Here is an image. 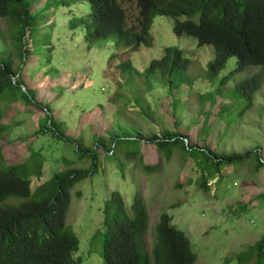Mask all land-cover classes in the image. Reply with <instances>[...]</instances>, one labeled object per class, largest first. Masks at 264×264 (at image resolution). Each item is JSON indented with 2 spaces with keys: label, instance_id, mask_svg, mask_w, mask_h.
<instances>
[{
  "label": "rangeland",
  "instance_id": "1",
  "mask_svg": "<svg viewBox=\"0 0 264 264\" xmlns=\"http://www.w3.org/2000/svg\"><path fill=\"white\" fill-rule=\"evenodd\" d=\"M28 1L35 19L28 46L27 32L23 38L22 56L17 31L0 17V60L9 62L19 79V86L0 96L7 126L0 147L8 163L41 153L43 176L33 179V189L62 168L88 169V154L78 145L98 152V169L73 188L66 218L80 238L76 257L81 264L104 263V204L113 191L128 206L142 193L149 211L150 252L156 223L168 212L189 236L196 264H257L260 257L253 246L264 235V165L258 168V157L264 162V69L248 67L219 87L220 79L236 67L237 57H230L209 79L214 46L177 35L171 16L154 17L151 47L129 51L114 36L87 43V0ZM125 7L132 23L136 0ZM167 46L181 48L191 59V86L170 91L159 70L144 78L143 70ZM127 60L132 68L125 72L120 64ZM260 70L258 91L248 98L240 95L236 85ZM177 132L184 142L149 141L164 136L172 140ZM207 151L217 157L252 154L243 163L217 164ZM155 162L159 164L144 166ZM202 173L215 180L208 191L201 188ZM246 256L247 261L239 260Z\"/></svg>",
  "mask_w": 264,
  "mask_h": 264
},
{
  "label": "trees",
  "instance_id": "2",
  "mask_svg": "<svg viewBox=\"0 0 264 264\" xmlns=\"http://www.w3.org/2000/svg\"><path fill=\"white\" fill-rule=\"evenodd\" d=\"M87 1L90 12L84 18V25L85 39L90 46L110 36L127 44L130 51L141 45L152 46L154 17L167 15L174 18L177 35H191L198 39L200 45L215 47V59L208 63L209 78L217 76L230 57H237L236 67L220 86L247 66L264 67V0H136L139 11L132 23H129V12L125 7L132 0ZM31 8L28 0H0V17L11 22L22 44L19 46L20 56L25 51L23 38L35 19ZM190 63L180 48L167 46L161 58L151 61L145 74L150 77L161 70L172 90L183 84L192 85L193 78L187 72ZM130 65L127 60L120 64V68L127 72L132 68ZM16 75L18 72L9 62L0 60V96L8 87L19 86V80H13ZM262 80L263 74H256L238 83L237 90L243 97H252ZM2 115L0 107V136L7 127ZM181 136L177 132L172 140L165 136L160 141L177 142L182 140ZM155 138L158 137H152L151 141H156L153 140ZM78 149L88 154L91 162L88 169L62 168L33 189V179L43 176L44 157L41 153L34 151L23 162L8 163L0 147V264H81L82 259L76 257L80 238L67 224V212L73 188L97 171L100 160L97 151H87L80 145ZM251 154L217 157L207 151V157L213 158L217 164L243 163ZM263 165L258 157V168ZM207 180L202 173L201 188L204 190H209ZM77 192L81 195L80 190ZM104 227L103 264H196L197 255L191 248V240L172 223L168 212L161 213L156 223L155 244L149 251V211L141 192L134 195L130 206L119 191L111 192L105 199ZM253 249L260 257L257 264H262L264 235ZM239 260L247 261L248 257H240Z\"/></svg>",
  "mask_w": 264,
  "mask_h": 264
},
{
  "label": "clouds",
  "instance_id": "3",
  "mask_svg": "<svg viewBox=\"0 0 264 264\" xmlns=\"http://www.w3.org/2000/svg\"><path fill=\"white\" fill-rule=\"evenodd\" d=\"M137 6V5H136ZM138 8V7H137ZM32 9V8H31ZM138 11H139V9H138ZM33 14V13H32ZM137 15H138V13H137ZM137 17V16H136ZM136 19V18H135ZM135 21V20H134ZM154 21V20H153ZM29 32H30V28H29V30L27 31V39H26V45L28 46V44H29V40H30V35H29ZM152 34V33H151ZM183 35H186V34H183ZM181 36V35H180ZM31 41V40H30ZM28 42V43H27ZM200 45V44H199ZM205 45H207V44H205ZM211 45V44H210ZM141 46H144V45H141ZM200 46H203V45H200ZM213 46V45H212ZM140 47V46H139ZM138 47V48H139ZM146 47H151V46H146ZM137 48V49H138ZM179 48V47H178ZM215 48V47H214ZM136 49V50H137ZM181 49V48H180ZM130 51V50H129ZM135 51V50H134ZM181 51H182V53H183V50L181 49ZM216 51V50H215ZM164 53V52H163ZM183 56L184 57H186L185 55H184V53H183ZM161 58V57H160ZM188 58V57H187ZM155 59H159V58H155ZM153 60V59H152ZM151 60V61H152ZM191 60V59H190ZM214 60V59H213ZM212 61V60H211ZM192 62V61H191ZM210 62V61H209ZM208 62V63H209ZM151 63V62H150ZM191 64V63H190ZM150 65V64H149ZM253 66H255V67H260L261 69H264V67H262V66H256V65H250V66H247L246 68H248V67H253ZM149 67V66H148ZM147 67V68H148ZM207 67H208V64H207ZM189 69V68H188ZM234 69V68H233ZM136 71H138L137 69H136ZM161 71V70H160ZM162 72V71H161ZM221 72V71H220ZM163 73V72H162ZM259 73H262L263 74V71L262 70H260V72H257V73H254V74H252V75H250V76H248L247 78H249V77H252V76H254V75H256V74H259ZM143 74L145 75V69L143 70ZM164 74V73H163ZM143 75V76H144ZM190 75V74H189ZM151 76V75H150ZM191 76V75H190ZM207 76V75H206ZM148 78V79H150V77H147V76H144V78ZM192 77V76H191ZM208 77V76H207ZM216 77V76H215ZM226 76H223L221 79H220V82H219V85L218 86H220V84H221V82L223 81V79L225 78ZM233 77V76H232ZM232 77H229V79L230 78H232ZM193 78V77H192ZM209 78V77H208ZM213 78V77H212ZM246 78V79H247ZM210 79V78H209ZM246 79H244V80H246ZM13 80L16 82V81H18L19 79H18V76H17V79H16V77L15 76H13ZM244 80H242V81H244ZM194 81H195V79L193 78V83H194ZM242 81H240V82H242ZM145 82H146V80H145ZM169 82V81H168ZM229 82V80L226 82V83H224V84H222V86H224V85H226L227 83ZM239 82V83H240ZM192 83V84H193ZM148 84V83H147ZM168 84V83H167ZM148 85H150L151 86V84H148ZM184 85H187V84H183V86ZM169 86V85H168ZM189 86H191V85H189ZM221 87V86H220ZM236 87H237V85H236ZM180 88H182V87H180ZM180 88H173L172 90H175V89H180ZM169 89H170V91H172L171 90V88H170V86H169ZM259 89V88H258ZM258 89H257V91H258ZM256 91V92H257ZM255 94V93H254ZM175 101H173V103H174ZM180 134H181V132H179ZM182 135V134H181ZM165 137V136H164ZM164 137L163 138H155V139H153V140H161V139H164ZM152 139V138H151ZM151 139L149 140L150 142H156V141H151ZM180 139H182V141L184 142V138H183V136H181L180 137ZM186 139V138H185ZM185 145H188V144H185ZM189 146V145H188ZM190 147V146H189ZM210 152H212V151H210ZM261 160H262V158H261ZM263 162V161H262ZM264 163V162H263ZM159 164V162H155V163H153V164H150V163H147V165H152V166H156V165H158ZM201 182V181H200ZM207 183H208V187H209V190L211 189V187H212V185L215 183V180H211V179H209L208 178V180H207ZM181 187V186H180ZM208 191V190H207ZM169 214V213H168ZM170 215V214H169ZM171 216V215H170ZM172 217V216H171ZM160 219V218H159ZM172 223H174L173 222V217H172ZM174 224H176V223H174ZM177 225V224H176ZM177 227H178V225H177ZM148 233V232H147ZM188 236V235H187ZM189 237V236H188ZM190 239V238H189Z\"/></svg>",
  "mask_w": 264,
  "mask_h": 264
}]
</instances>
